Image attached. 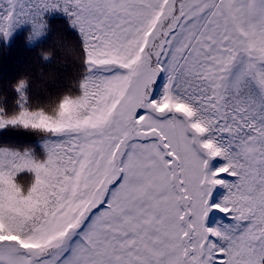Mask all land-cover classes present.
Instances as JSON below:
<instances>
[{
  "label": "snow or ice",
  "instance_id": "6c2138e0",
  "mask_svg": "<svg viewBox=\"0 0 264 264\" xmlns=\"http://www.w3.org/2000/svg\"><path fill=\"white\" fill-rule=\"evenodd\" d=\"M57 18L58 90L0 85V264H264V0H0V48Z\"/></svg>",
  "mask_w": 264,
  "mask_h": 264
},
{
  "label": "trees",
  "instance_id": "16d2710c",
  "mask_svg": "<svg viewBox=\"0 0 264 264\" xmlns=\"http://www.w3.org/2000/svg\"><path fill=\"white\" fill-rule=\"evenodd\" d=\"M78 46L75 34L68 31L62 21L53 20L51 35L38 47L26 43L25 34L17 36L11 47L0 48V85L9 101L12 98L11 84L22 75L31 78L34 98H44L47 93L58 90V82L63 81L64 69L73 59L72 48ZM41 53H51L45 60ZM21 142H31L27 134L19 136ZM30 176L21 174L18 182L26 185ZM223 191V190H221ZM218 190L216 195H220Z\"/></svg>",
  "mask_w": 264,
  "mask_h": 264
}]
</instances>
